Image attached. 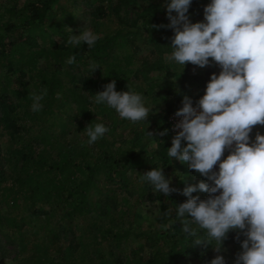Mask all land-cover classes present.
<instances>
[{
    "label": "trees",
    "instance_id": "1",
    "mask_svg": "<svg viewBox=\"0 0 264 264\" xmlns=\"http://www.w3.org/2000/svg\"><path fill=\"white\" fill-rule=\"evenodd\" d=\"M58 1L18 4L13 0L11 5L0 7V65L4 68L0 71V235L15 245V264H179L190 255L208 259L214 248L195 245V238L183 233L177 216L159 233L133 232L124 227L129 211L124 206L99 219L90 216L89 210L97 213L94 195L98 191L106 192L115 205L128 206V196H121L119 191L130 192L132 187L143 192V186L151 189L150 182L143 177L153 168H162L165 178H171L170 187L180 190L165 196L175 209L188 199L182 195L184 187L207 181L187 164L168 157L174 135L167 119L183 106L184 96L191 98L195 107L205 94L211 75H218L221 68L210 58L209 66L192 73L190 68L195 65L188 63L181 69L179 83L172 88L171 84L161 86L158 80L147 78L153 72L173 76L161 61L163 51L157 41L160 39L168 47L166 52L172 51L169 46L174 31L157 17L158 8L168 0H92L87 28L99 39L91 48L83 42L79 46L69 44V37L62 31V42L47 38L51 37L49 31L55 22L45 26L46 18ZM144 2L150 3L133 24L120 21L124 26L114 27L122 8L137 10ZM202 9L204 6L192 0L187 14L192 23L201 18L197 11ZM64 18L67 17L61 19ZM67 19L75 23L72 17ZM80 31L83 30L73 34L79 35ZM132 35L144 37L153 49L140 57L133 47L136 37ZM46 41L49 45H42ZM73 55L75 63L87 71L80 80L63 71ZM92 63L99 67L95 70L97 77L90 70ZM113 80L116 91L129 90L142 97L165 93L171 97V103L161 116L149 115L147 121L122 119L107 104L95 102V94ZM136 80L142 82L134 86L132 81ZM45 92L40 101L42 108L32 111V95ZM149 120H154L155 148L144 157L129 139L122 140V133L125 126ZM97 123L104 124L109 131L87 150L82 143L89 139L86 127ZM165 130L167 134L160 135ZM75 134L79 135L71 139ZM255 134L250 133V142ZM181 144L185 146L186 141ZM228 154L225 151L222 158ZM192 195L201 198L197 192ZM166 211L167 207L162 206V221ZM66 218H83L86 233H73V240H63L60 227ZM192 227L197 228L195 224ZM236 235L235 230L230 231L223 244H240L245 239L241 234L237 241ZM135 240H141L150 249L147 258L136 253L131 257L120 250ZM102 244L119 249L124 258H116L112 251L105 258ZM235 261L236 257L226 264Z\"/></svg>",
    "mask_w": 264,
    "mask_h": 264
},
{
    "label": "clouds",
    "instance_id": "2",
    "mask_svg": "<svg viewBox=\"0 0 264 264\" xmlns=\"http://www.w3.org/2000/svg\"><path fill=\"white\" fill-rule=\"evenodd\" d=\"M191 3L168 0L165 4L170 21L166 27L174 31L172 51L165 61L183 69L188 63L204 68L211 58L221 71L211 75L195 107L184 96L183 106L175 113L182 119L174 125L179 131L167 155L207 180L183 188L182 195L188 199L177 205L176 216L183 233L195 238V245H210L220 253L228 233L235 230L237 241L241 234L245 237L235 264H264V134L257 131L250 142L254 126H264V0H211L204 7V20L195 23L187 15ZM98 39L84 28L67 42L74 46L83 42L91 48ZM75 59L73 55L67 63ZM97 68L90 64L91 72ZM45 94L32 95V111L42 108ZM95 102L107 104L132 122L149 117L143 97L129 90L116 91L115 80L95 94ZM86 130L89 144L109 131L102 123L88 125ZM166 134L167 130L160 133ZM182 140L186 141L183 147ZM225 151L229 154L222 158ZM216 165L218 170H214ZM143 178L166 196L180 191L170 187L171 178H165L162 168L147 171ZM197 191L208 193V198L193 196ZM210 264L226 261L217 255Z\"/></svg>",
    "mask_w": 264,
    "mask_h": 264
},
{
    "label": "rangeland",
    "instance_id": "3",
    "mask_svg": "<svg viewBox=\"0 0 264 264\" xmlns=\"http://www.w3.org/2000/svg\"><path fill=\"white\" fill-rule=\"evenodd\" d=\"M15 1L18 4H24L35 0ZM196 1L197 5L201 7H205L211 2V0ZM12 2L13 0H0V7L2 8L3 6H9L12 4ZM149 3L150 2L140 3V6L136 7L137 10H133L131 9V7L122 8L119 12V16H117L118 21L117 19L115 20L114 27H123L124 25L130 26L131 24H133V21L137 19V16H139V14L143 10H146V7ZM92 10V0H59L57 3H55L46 18L45 26L55 22L52 27L53 29L51 28V30L49 31L52 33H49L51 37L47 36V38L56 42H62L64 37L59 34V31H62L65 34L64 36L70 37L77 30H84V28L89 27L91 21L90 13ZM199 11L201 14V18L197 19L196 22H201L204 20V9L198 10L197 12ZM173 15H175V13H173ZM68 16L72 17V19L75 21L74 24L68 22ZM63 17L67 18L61 19ZM157 17L162 19L165 22V25H168L170 23L167 18V9L164 5L161 8H158ZM120 21L124 25H121ZM100 35H104V33L101 32ZM132 37H136V40L133 43V47L138 50V54L140 57L146 56L153 49V45L147 42L144 37H139L136 35H132ZM157 41L159 42L158 44H161V52L163 51V54H161V61L168 68V72L173 76L170 78L166 77L164 72H153L149 74L147 78H149V80H158L161 83V86L166 83L171 84L170 86L172 88L173 86H177V84L179 83V77L183 66L176 64L175 62H166L165 56L166 54H170L171 51L166 52L168 47H165V44L160 39H157ZM46 44L47 41L42 43V45L45 46L49 45ZM169 48L171 47L169 46ZM204 68L193 66L190 68V72L195 73L200 70H204ZM3 70L4 68H2V66L0 65V71ZM63 71L69 72L76 78V80H80V78L82 79V77H84L87 73L84 67L76 63H66V65L63 67ZM93 76L97 77L98 71L93 72ZM140 82L142 81L136 80L132 81V84L134 86H138ZM170 99L171 97H168L165 93H152L143 97L145 106L150 109L149 115L153 117L161 116L164 113L165 107L171 103ZM153 121L149 120L148 122L143 124H131L123 128L124 132L122 133V140L129 139L133 144L134 149L142 151V156L144 157L149 156L155 148V143L153 142L152 137L147 134V132H153ZM261 129H263L262 125H256L254 126L253 131L255 133L259 131L261 133ZM78 135L79 134L72 135L70 136V138L73 139ZM82 143L84 145V148L87 150H90V148L92 147V145L89 144L86 140L82 141ZM214 170H218V165L214 166ZM201 178L205 179L206 177L201 176ZM143 188V192H141L140 189H134L132 187L130 192L122 193L119 191L121 196H128V206L122 203H120V205H115V203L110 201L109 196L106 192L98 191L94 195L97 203V213L93 214V212L89 210V215L99 219L104 214H107L108 212H115L119 207L124 206V209H129V211L127 212V217L125 219V228H128L133 232L146 231L149 233H159L160 231L165 230V226H168L169 222L176 216V209L173 207L171 202L166 200V195L156 191L153 185H151V189L149 190L144 186ZM197 193L200 194L202 199H207L209 195L206 192L197 191ZM162 206L167 207L166 219L164 221H162L163 219L161 220V216L163 215V213L161 212ZM0 207L3 208L2 205H0ZM86 229L87 225L83 222V218H75L72 220L66 218L64 222L61 223V237L63 238V240L70 241L74 238L73 233H86ZM11 242L12 241H10V239H8L6 236L0 235V264H15L16 247L15 245H11ZM102 247L105 250V258H108L107 255L109 251H112L116 258L119 257L121 259L124 258L123 254H130V256L132 257V255L135 253L143 258H147L150 252V249L145 246V244L141 240H135L121 246L120 250L124 252L123 254H119V249H115L114 247L109 249L106 244H102ZM241 250V244L227 243L223 244V250L220 253L215 254L214 251L212 254L210 253V257L206 260L200 259L194 255H190L183 257L180 260L179 264H210L211 260L214 259L217 255H223L225 261L227 262L231 258L236 257L237 253Z\"/></svg>",
    "mask_w": 264,
    "mask_h": 264
},
{
    "label": "built area",
    "instance_id": "4",
    "mask_svg": "<svg viewBox=\"0 0 264 264\" xmlns=\"http://www.w3.org/2000/svg\"><path fill=\"white\" fill-rule=\"evenodd\" d=\"M178 111V110H177ZM176 111H174L172 114H170V116L168 117V125H169V129L171 131V133L175 136L177 134V132L179 131V129H175L174 125L179 123V121L182 119L181 117H177L175 116Z\"/></svg>",
    "mask_w": 264,
    "mask_h": 264
}]
</instances>
